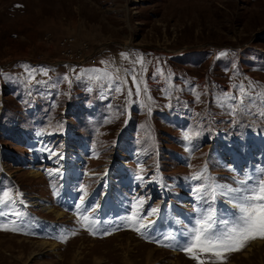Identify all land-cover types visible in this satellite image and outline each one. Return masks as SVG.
<instances>
[{
  "label": "rangeland",
  "instance_id": "rangeland-1",
  "mask_svg": "<svg viewBox=\"0 0 264 264\" xmlns=\"http://www.w3.org/2000/svg\"><path fill=\"white\" fill-rule=\"evenodd\" d=\"M224 131L246 138L244 154L235 150L259 173L264 135L254 147L248 136L264 134V0H0V264H196L168 240L172 232L156 229L172 224L164 212L180 209V197L197 199L193 188L236 186L249 173L221 166ZM72 151L64 158L75 169L85 161L76 172L86 179L67 181L80 193L64 206L68 186L49 179L71 169L61 157ZM111 164L93 195L91 182ZM81 186L91 194L78 210ZM153 208L167 221L157 216L144 235L132 230L128 217ZM215 208L234 214L223 196ZM101 209L117 224L107 212L96 225ZM226 264H264V240Z\"/></svg>",
  "mask_w": 264,
  "mask_h": 264
},
{
  "label": "snow or ice",
  "instance_id": "snow-or-ice-1",
  "mask_svg": "<svg viewBox=\"0 0 264 264\" xmlns=\"http://www.w3.org/2000/svg\"><path fill=\"white\" fill-rule=\"evenodd\" d=\"M43 74L47 75V70H44ZM115 90L120 91L119 88ZM136 92L137 95L140 92L139 85L136 86ZM128 95L131 96L132 92L129 91ZM243 102L241 99L240 103L243 104ZM191 139L188 133L184 134L185 141L190 142ZM52 155L59 154L52 152ZM136 178L143 180V177L139 175ZM192 180H203V176L193 175ZM81 191L83 195L79 197L78 210L83 207L89 195L84 186H81ZM192 191L196 194L197 200L203 201V204L194 208L196 216L192 226L182 233L185 240L177 244L179 249L196 264H226L228 255L242 251L252 241L264 240V169L257 174L246 173L236 181V186L213 184L206 188L201 185L193 188ZM218 196L225 197L226 203L234 209L232 218H223L218 214L215 208ZM139 203L143 204V201ZM157 213L158 209H151V215L154 216ZM146 218L142 217L138 210L134 216L128 217V220L133 221L132 230L144 235L141 229L151 224V221L147 225L143 222ZM82 219L88 221L89 216L84 215ZM4 230L9 229L5 226ZM11 230L19 231L16 227ZM169 239L175 240V237H169Z\"/></svg>",
  "mask_w": 264,
  "mask_h": 264
},
{
  "label": "bare ground",
  "instance_id": "bare-ground-1",
  "mask_svg": "<svg viewBox=\"0 0 264 264\" xmlns=\"http://www.w3.org/2000/svg\"><path fill=\"white\" fill-rule=\"evenodd\" d=\"M262 136V135H261ZM36 144V143H35ZM33 147L32 148H37L38 147V145H32ZM256 147H258L257 149L259 150L260 149V147L257 145ZM258 155H260L259 154V151H258ZM122 162H124V160L122 161ZM34 174V173H33ZM35 175H38V173H35ZM221 186H224V185H221ZM31 200H29V202H30ZM31 205H34V206H38V207H42V209H44V211L47 213V214H51V215H53L55 218H56V220H58V219H61V218H63V217H65V215L63 214V213H60V212H58V211H56V210H54V209H52V207L49 205V204H41V202H36V201H34V202H31L30 203ZM229 207H230V205L229 204H227ZM111 207V206H110ZM232 208V207H231ZM233 209V208H232ZM111 210H113V209H111ZM115 211H116V209H114ZM115 213V212H114ZM170 217V214L169 213H167L166 214V219H168ZM149 222V221H148ZM257 244H259V245H261V243H257ZM40 245L41 246H51V247H54V245H52V244H48L47 242H43V243H40ZM143 246H145V248L147 249V247L149 246V245H144L143 244ZM57 247V246H56ZM140 250H138V251H136V252H139ZM154 252H157V250L156 249H153L152 251H151V254L150 253H148L149 254V256L147 255V258H152L153 257V255H152V253H154ZM164 254H167L166 252H163ZM173 255H176V256H179L178 254H173Z\"/></svg>",
  "mask_w": 264,
  "mask_h": 264
},
{
  "label": "crops",
  "instance_id": "crops-1",
  "mask_svg": "<svg viewBox=\"0 0 264 264\" xmlns=\"http://www.w3.org/2000/svg\"><path fill=\"white\" fill-rule=\"evenodd\" d=\"M180 212H181V214H180ZM167 213L170 214L169 220L171 219V217L181 218L184 214L187 215V216H192L191 214L186 213V212H184V211L181 210V209H178L176 212L165 211V212H164V216H166ZM154 216H155V215H154ZM154 216H153V215H149V216H147V218L151 221V224H150V225H152V224L155 222V220H156V219L154 218ZM156 216H160V217H162V215H161L160 212H158V213L156 214ZM162 218H163V217H162ZM163 219H164V218H163ZM165 220H166V219H165ZM146 221H147V220H146ZM148 224H149V222H148Z\"/></svg>",
  "mask_w": 264,
  "mask_h": 264
},
{
  "label": "trees",
  "instance_id": "trees-1",
  "mask_svg": "<svg viewBox=\"0 0 264 264\" xmlns=\"http://www.w3.org/2000/svg\"><path fill=\"white\" fill-rule=\"evenodd\" d=\"M94 184V181L93 182H91V185H93Z\"/></svg>",
  "mask_w": 264,
  "mask_h": 264
}]
</instances>
